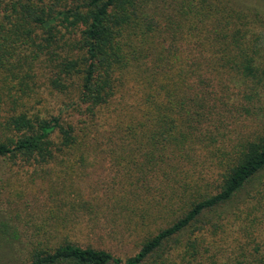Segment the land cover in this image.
<instances>
[{"label": "trees", "instance_id": "1", "mask_svg": "<svg viewBox=\"0 0 264 264\" xmlns=\"http://www.w3.org/2000/svg\"><path fill=\"white\" fill-rule=\"evenodd\" d=\"M248 14L228 0H0V81L12 80L0 83V100L2 88L16 104L47 82L62 93L72 89L73 105L87 118L77 127L59 115L10 114L1 123L0 157L48 163L103 131L98 120L107 130L90 135L95 144L146 148L133 192L150 195L163 184L160 211L187 206L123 260L63 242L37 245L27 262L5 264H170L174 257L180 264H264L255 236L252 250L233 261L212 244L224 227L221 209L248 187L259 203L264 190L254 187L264 171V101L262 117L248 122L256 129L235 132L250 96L257 101L264 89V70L246 58L245 40L261 19ZM198 164L215 176L213 191L199 181Z\"/></svg>", "mask_w": 264, "mask_h": 264}, {"label": "rangeland", "instance_id": "2", "mask_svg": "<svg viewBox=\"0 0 264 264\" xmlns=\"http://www.w3.org/2000/svg\"><path fill=\"white\" fill-rule=\"evenodd\" d=\"M228 3L233 8L249 12V17L261 19L252 29L255 32L245 33V40L251 43L246 58L262 72L264 0H228ZM249 17L242 20L248 23L251 21ZM247 25L251 29V23ZM215 39H212V43H215ZM208 50L216 56L222 53L220 50H211L210 46ZM9 80L0 81L1 86L9 83ZM234 82V79L229 80L230 84ZM2 90L6 96L8 90ZM33 92L27 97L21 96L15 101L16 104L2 96L0 139L5 133L2 121L20 111L44 117L59 115L61 120L77 127L79 124L74 123L77 119L87 120L77 104L72 103L76 99L72 89L62 93L48 86L47 82H42ZM260 97L256 101L250 96L253 98L249 106L251 115H242L241 120L235 122L236 131H233L246 133L256 129L255 123L249 126L248 122L262 117L257 112L264 101V89ZM103 111L108 113L105 108ZM96 121L99 125L97 128L103 131H91L87 137L88 143L63 152L60 158L48 163L34 164L17 158L0 157V264L27 262L28 253L33 247H55L63 242L105 249L123 260L133 255L144 240L171 223L187 207L185 205L182 209L181 202H178L171 208L172 211H160L156 205L158 200L166 199L163 184L160 191L150 190V195L145 191L142 194L141 190L139 196L136 194L138 190L133 192L135 186L130 184L137 177L135 172L138 164L144 160L146 148L138 150L95 144V138L90 135L95 137L97 132L105 133L107 130L100 121ZM96 136L99 139L98 134ZM196 167L200 172L199 177H202L199 181L207 183L208 188L211 186L210 191H213L217 185L215 176L209 177L208 167L202 165L203 170H200V164ZM157 176L158 180L163 179ZM149 178L146 176L143 180ZM258 181L254 187L264 186V171L259 174ZM250 188L233 197L221 209L226 216L222 220L224 227L212 235V244L219 248L226 260L233 261L252 250L254 236L257 241H263L259 250L262 252L255 253V256L264 257V190L260 202L254 203L252 191L247 194ZM150 263L151 259H146L141 264ZM170 264H180V261L174 257Z\"/></svg>", "mask_w": 264, "mask_h": 264}]
</instances>
